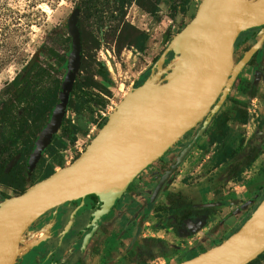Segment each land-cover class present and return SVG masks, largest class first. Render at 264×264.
Wrapping results in <instances>:
<instances>
[{
  "label": "rangeland",
  "instance_id": "rangeland-1",
  "mask_svg": "<svg viewBox=\"0 0 264 264\" xmlns=\"http://www.w3.org/2000/svg\"><path fill=\"white\" fill-rule=\"evenodd\" d=\"M199 1L0 0V89L34 58L47 72L40 82L53 105L58 92H52V84L60 85L70 49L68 19L77 11L79 64L58 126L32 166L27 161L29 153L25 156L27 182L68 164L130 90L157 70L166 75L176 60L167 43L191 19ZM256 29L254 25L243 28L238 39ZM256 39L257 34L249 37L251 43ZM259 51L255 50L251 63L243 65L217 111L153 198L161 174L192 141L200 122L139 171L107 213L93 223L84 224L88 218L83 214L85 199L77 220L72 218L64 234L62 227L73 205L65 202L37 217L22 233L14 263L174 264L235 231L264 201V55ZM90 79L99 87L85 86ZM245 81L255 86L252 96ZM236 108L246 111L245 120ZM221 111L229 118L221 134L213 133ZM40 130L28 137L26 145L33 147ZM252 146L259 149L253 161L228 171ZM6 156L7 152L2 154ZM167 191H179L194 207L210 210L173 228L171 211L157 208ZM14 194V189L0 184V199ZM92 226L85 247L79 250L82 235ZM57 241L60 250L54 248ZM249 264H264V251Z\"/></svg>",
  "mask_w": 264,
  "mask_h": 264
},
{
  "label": "water",
  "instance_id": "water-1",
  "mask_svg": "<svg viewBox=\"0 0 264 264\" xmlns=\"http://www.w3.org/2000/svg\"><path fill=\"white\" fill-rule=\"evenodd\" d=\"M247 1L200 0L191 19L167 43V48L177 55L171 75L161 76L157 70L117 103L84 149L68 164L22 192L0 199V264H13L23 231L41 214L62 203L88 194L96 195L99 206L91 212L90 223H93L107 213L139 171L201 122L192 141L161 174L151 198L156 195L165 178L217 111L238 72L264 39V17L249 16ZM208 10H216L215 23L203 31L198 21ZM252 25H262V32L234 62V40L243 28ZM68 32L70 49L66 71L49 118L34 140L27 159L29 166L36 162L60 122L79 64L76 10L69 16ZM80 204L82 199L70 211L62 234ZM94 228L92 226L83 235L80 249L85 247ZM262 251L264 201L222 241L174 264H225L232 259H236L235 264H246Z\"/></svg>",
  "mask_w": 264,
  "mask_h": 264
},
{
  "label": "trees",
  "instance_id": "trees-1",
  "mask_svg": "<svg viewBox=\"0 0 264 264\" xmlns=\"http://www.w3.org/2000/svg\"><path fill=\"white\" fill-rule=\"evenodd\" d=\"M171 8L175 9L173 3H171ZM249 46L250 44H245L244 51ZM253 57L254 53L249 58L248 63H251ZM45 75H47L45 69L34 58H30L14 74L11 80L0 89V96H2V98L0 97V100H2L0 103V184L14 189L16 193L22 192L32 184L27 182L30 174L26 170L25 156L31 152L33 147L32 145H26V141L30 135H34L44 126L53 108V104L45 97L49 91L40 82ZM245 83L249 87L248 95L252 96L255 92V86L248 81H245ZM85 86L88 88L99 87L96 81L92 79L87 81ZM58 89V85L52 84V92L57 93ZM21 102L24 103L22 108L18 106ZM18 110H20L19 114L17 113ZM236 112L237 115L242 116V120H245L246 111L244 109L236 108ZM228 118L227 112L221 111L214 120L213 133L221 134ZM258 151V147L252 146L240 160L230 165L228 171L235 172L244 165L249 164ZM6 152L7 156L3 158L2 154ZM12 157H15L14 161L6 168ZM50 173L51 170H48L45 176ZM81 199H85L89 210H94L99 203L97 196L94 194H88L82 198L67 201V203L75 205ZM157 208L171 211L173 228H177L184 219L190 216H200L204 210H210L194 207L190 200L179 191H167L164 200L157 205Z\"/></svg>",
  "mask_w": 264,
  "mask_h": 264
},
{
  "label": "flooded vegetation",
  "instance_id": "flooded-vegetation-1",
  "mask_svg": "<svg viewBox=\"0 0 264 264\" xmlns=\"http://www.w3.org/2000/svg\"><path fill=\"white\" fill-rule=\"evenodd\" d=\"M255 26H257V29L255 30V32L254 31H252L251 32V34L250 33H248V35H247V37H242L241 39H238V37H239V33H238V35H237V37L235 38V40H234V43H233V47H232V56H233V61L235 62V61H237L238 59H239V57L241 56V54L244 52V46H245V44H252L250 41H249V37H251V36H253V35H256L257 34V38L259 37V35L261 34V32H262V25L261 26H259V25H255ZM256 28V27H255ZM238 39V41L236 42V40ZM264 40V39H263ZM262 40V41H263ZM262 41H261V43H262ZM261 43H260V45H261ZM258 48V47H257ZM256 48V49H257ZM255 52V51H254ZM253 52V53H254ZM252 53V54H253ZM251 57V56H250ZM249 60V59H248ZM246 63H248V61L246 62ZM201 125V122L199 123V126ZM77 204H75V205H73L74 207L76 206ZM99 206V203L97 204V207ZM73 207V208H74ZM96 207V208H97ZM73 208H71V210L73 209ZM134 209V208H133ZM70 210V211H71ZM79 209L77 208L76 210H75V212H74V214H73V218L74 219H76L77 220V215H76V213H77V211H78ZM49 211V210H48ZM70 211H69V213H70ZM93 211V209H91V210H89L88 208H87V206H86V208H84V210H83V214L84 213H87V216H88V218H87V221L84 223L86 226L88 225V224H90V219H91V212ZM47 212V211H46ZM45 213V212H44ZM69 213H68V215H69ZM42 215V214H41ZM68 215H67V219L66 220H68ZM67 222V221H66ZM66 223H64V225H65ZM71 224V223H70ZM64 227V226H63ZM63 227H62V229H63ZM91 228V227H90ZM89 228V229H90ZM88 229V230H89ZM25 231V230H24ZM23 231V232H24ZM87 232V231H86ZM85 232V233H86ZM38 233H40V231L38 232ZM84 233V234H85ZM64 234V233H63ZM83 234V235H84ZM83 235H82V237H83ZM82 237H81V239H82ZM52 242V240L51 241H49V243H51ZM80 243H81V240H80ZM80 243H79V250H80ZM60 246H61V244L57 241L55 244H54V248H56V249H58V250H60ZM18 249H19V251H20V249H21V245H20V242L18 243ZM73 257V256H72ZM71 257V258H72ZM15 262V261H14ZM13 264H15V263H13Z\"/></svg>",
  "mask_w": 264,
  "mask_h": 264
},
{
  "label": "bare ground",
  "instance_id": "bare-ground-1",
  "mask_svg": "<svg viewBox=\"0 0 264 264\" xmlns=\"http://www.w3.org/2000/svg\"><path fill=\"white\" fill-rule=\"evenodd\" d=\"M248 4V14L249 16H262L264 17V0H252V1H247ZM216 10H208L204 13V17L198 21V24L201 28V30H206L215 23L214 19V13ZM176 56V60L172 65L170 66V70L166 73V76L171 75L173 72V69L176 66L177 63V55H173L172 58ZM236 259H232L225 264H235Z\"/></svg>",
  "mask_w": 264,
  "mask_h": 264
},
{
  "label": "crops",
  "instance_id": "crops-1",
  "mask_svg": "<svg viewBox=\"0 0 264 264\" xmlns=\"http://www.w3.org/2000/svg\"><path fill=\"white\" fill-rule=\"evenodd\" d=\"M258 48H260V54L264 55V52H263V48H264V40L262 41L261 45L258 46ZM239 221V218L236 219V222ZM66 256V255H65ZM71 259V258H70Z\"/></svg>",
  "mask_w": 264,
  "mask_h": 264
},
{
  "label": "built area",
  "instance_id": "built-area-1",
  "mask_svg": "<svg viewBox=\"0 0 264 264\" xmlns=\"http://www.w3.org/2000/svg\"><path fill=\"white\" fill-rule=\"evenodd\" d=\"M252 99H253V98H252ZM252 99H251V100H252ZM247 110H248V109H247ZM248 111H249V110H248Z\"/></svg>",
  "mask_w": 264,
  "mask_h": 264
}]
</instances>
